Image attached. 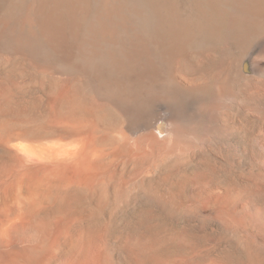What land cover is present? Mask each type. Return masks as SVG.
<instances>
[{
    "label": "bare ground",
    "instance_id": "1",
    "mask_svg": "<svg viewBox=\"0 0 264 264\" xmlns=\"http://www.w3.org/2000/svg\"><path fill=\"white\" fill-rule=\"evenodd\" d=\"M261 76L264 0H0V264H229L194 257L153 199L244 229L264 264L230 185L149 182L227 139L236 86Z\"/></svg>",
    "mask_w": 264,
    "mask_h": 264
},
{
    "label": "rangeland",
    "instance_id": "2",
    "mask_svg": "<svg viewBox=\"0 0 264 264\" xmlns=\"http://www.w3.org/2000/svg\"><path fill=\"white\" fill-rule=\"evenodd\" d=\"M261 77L260 79L262 80L259 79L260 82H243L244 84H238L239 87L236 86L235 91L239 88L240 95H242L240 98L242 97V100L240 99V102H237L238 104L236 103L237 105H233V108H231L232 106L228 108V110L230 109V112L228 111L227 114L229 115V125L231 127L233 126L235 130L230 127L232 131L227 139L222 138L215 141L210 150L197 153L196 151L191 152L188 156L177 154L162 165L161 169L158 167L160 170L158 168L156 169L155 177H151L149 182L152 184L165 183L162 178L164 176L162 175L170 168L172 170H168L167 172H175L173 173L175 176L169 173L170 176H173V179H176L175 177H178L181 173L186 174L188 172L200 171L199 173L202 174L203 172L206 176L204 177L210 179L209 181L216 186L222 187L230 185L229 187L233 193L235 192L237 195L234 200L235 203H232V208L234 209L236 207L237 209H234L235 211L246 214L254 219L260 218L261 222H264V76ZM258 88L260 89L258 90ZM240 104L242 105L240 106ZM165 168L167 170H164ZM177 171L178 173L181 171V173L178 175ZM128 197L132 200L133 206L136 205L134 207L135 210H139L144 203L142 194L138 190L128 194ZM151 205L156 214H162L166 218L169 226L181 228L187 233L189 231L191 232H189V235H192H190L191 239L193 237L192 255L194 254V257L198 259H209L221 256L220 258L224 259L226 257L225 259L228 261L231 258L232 260L228 262L229 264H232V262L234 264L236 261L235 264H245L246 261L243 260L245 258L244 245L249 239L247 238L248 240L244 241L246 239L244 229L224 227L212 219L209 220L190 214H171L170 212L168 214V211L164 210L166 208L154 199ZM257 230H259V226H255V231ZM194 245L196 246L193 248ZM255 246L252 247L253 250L258 248L259 251L257 249L255 251L264 254V248ZM197 252L199 254L196 255ZM241 258L242 260H240Z\"/></svg>",
    "mask_w": 264,
    "mask_h": 264
}]
</instances>
